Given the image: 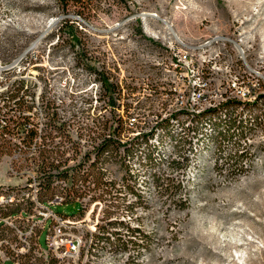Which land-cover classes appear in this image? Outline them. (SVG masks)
Wrapping results in <instances>:
<instances>
[{
    "label": "rangeland",
    "instance_id": "obj_1",
    "mask_svg": "<svg viewBox=\"0 0 264 264\" xmlns=\"http://www.w3.org/2000/svg\"><path fill=\"white\" fill-rule=\"evenodd\" d=\"M64 21L81 31L91 64L118 84V109L103 107L106 99H99L94 74L77 64L72 49L77 46L60 35ZM15 80H23L32 94L27 98L39 126L44 95L57 103L73 99L81 117L87 107L90 115L119 114L131 130L128 136L139 131L144 119L154 122L177 108L197 112L227 95L250 102L264 95V0H84L83 5L71 0H0V92ZM262 100L253 114H242L252 128L232 140L214 136L213 123L222 128V114L200 124V137L171 120V132L186 141L178 147L169 136L151 141L159 162L155 169L162 173L159 185L134 156V178L124 175L120 163L105 164L106 180L112 184L107 199L89 203L86 197L80 211L78 203H62L61 194L52 197L53 211L79 222L66 232L86 240L82 251L61 261L264 264ZM128 104L135 106L133 126L125 115ZM18 155L19 149L13 154L0 137V190L16 198L5 212L17 205L26 209L25 200L36 194L35 183L29 184L24 174L30 173V161L15 160ZM171 159L179 161L177 168L167 167ZM240 163H245L241 171L236 169ZM95 192L102 191L96 188L89 194ZM37 210L34 205L28 212ZM112 221L115 225L108 224ZM101 227L119 234L99 238ZM90 232L95 236L92 243L87 240ZM45 235L46 229L39 234L42 247ZM115 238L127 242L126 249Z\"/></svg>",
    "mask_w": 264,
    "mask_h": 264
},
{
    "label": "trees",
    "instance_id": "obj_2",
    "mask_svg": "<svg viewBox=\"0 0 264 264\" xmlns=\"http://www.w3.org/2000/svg\"><path fill=\"white\" fill-rule=\"evenodd\" d=\"M71 1L77 5L84 4V0ZM59 32L68 39L72 47L77 46V48H72L75 51L77 64L94 74L101 88L99 99H106L103 107H110L111 110L118 109L122 105L118 84L110 79L103 68H97L91 64L90 61L93 58L83 48L79 36L81 31L78 27L64 21L59 27ZM29 96L32 94L25 87L23 80L13 81L0 92V137L7 140L13 154L17 148L19 149V155L15 160L21 158L30 161L27 165L30 173L24 171V174H28L29 184L35 183L33 188L39 203L49 204L52 197L59 193L63 197L62 203H78L80 211H82V200L86 197H88L87 202L90 203L107 199L110 194L107 189L112 187V184L106 180L108 170L106 163H120L124 169V175L134 178L138 171L132 168L131 160L136 156L139 167L150 171L153 183L159 185L162 173L159 169H155L159 162L154 156L156 146L151 141L155 137L169 136L175 140L174 147L186 141L181 134L171 132V120L178 122L184 130H193L198 137L200 124L204 120L222 114L223 119L220 120L222 128H219V122L213 123L215 138L232 140L236 135L237 138H241L252 128L242 118L243 112L253 114L258 100L264 99L262 94H258L250 102L227 95L217 105L197 112L191 113L186 108H177L163 118L158 119V117L154 122L144 119L143 125L139 126V131L128 136L125 133L131 130L124 126L125 121L123 122L119 114H113L110 117L100 114L90 115L88 113L90 108L87 107L84 111L86 115L81 117L75 112L76 105L72 104L73 99L68 103L64 101L57 103L54 98L44 95L41 97L43 122L39 126L35 120L37 115L33 111V102L27 98ZM125 108L126 118L133 126L135 117L131 115L135 113V106L128 104ZM65 112L68 115H65ZM186 121H189V124L184 127ZM191 140L192 136L188 140L189 149L192 148ZM138 150L141 155L137 154ZM167 163V167L177 168L179 161L171 159ZM244 165L245 163H240L236 169L241 171ZM96 188L102 192L89 194ZM34 205V201L26 199L25 211H29ZM20 209L21 207L17 205L6 213L15 214ZM115 223L114 221L108 222L109 225H115ZM101 229L103 232L98 237L102 239L108 240L111 236L119 234L117 231L109 232L104 227ZM127 229L130 228L127 227ZM130 231L134 233L137 230L130 229ZM114 242L121 249H126L127 242L121 241L120 238H115Z\"/></svg>",
    "mask_w": 264,
    "mask_h": 264
},
{
    "label": "built area",
    "instance_id": "obj_3",
    "mask_svg": "<svg viewBox=\"0 0 264 264\" xmlns=\"http://www.w3.org/2000/svg\"><path fill=\"white\" fill-rule=\"evenodd\" d=\"M31 199L38 208L36 214L25 209L7 214L5 210L16 204V198L14 194L0 190V264H64L62 257L79 253L85 246L86 240L82 236L66 232L78 225V220L53 211L52 201L44 205L37 201L36 195ZM44 229L46 246L42 247L39 234ZM87 240L93 242V232L88 234ZM85 251L87 253L88 248Z\"/></svg>",
    "mask_w": 264,
    "mask_h": 264
}]
</instances>
